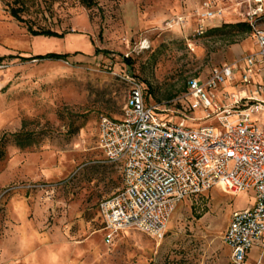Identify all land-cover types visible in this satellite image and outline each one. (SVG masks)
Returning <instances> with one entry per match:
<instances>
[{"label": "rangeland", "instance_id": "1", "mask_svg": "<svg viewBox=\"0 0 264 264\" xmlns=\"http://www.w3.org/2000/svg\"><path fill=\"white\" fill-rule=\"evenodd\" d=\"M94 1L89 10L81 0H0V138L23 125L37 135L30 148L7 144L0 159V264H231L223 235L234 212L255 205L252 190L181 202L161 239L127 230L105 243L98 206L122 178L99 148L98 123L122 119L132 80L167 110L161 120L219 131L188 110L187 84L256 52L250 34L207 35L244 22L248 3ZM241 87L238 78L209 95L222 103ZM260 256L264 264L251 251Z\"/></svg>", "mask_w": 264, "mask_h": 264}, {"label": "built area", "instance_id": "2", "mask_svg": "<svg viewBox=\"0 0 264 264\" xmlns=\"http://www.w3.org/2000/svg\"><path fill=\"white\" fill-rule=\"evenodd\" d=\"M244 2V22L257 50L242 59V87L222 103L209 95L235 82V65L215 69L204 83L187 84L188 110H200L219 131L188 129L185 118L177 125L161 120L167 110L149 104L142 84L132 80L122 119L99 120V148L122 178L120 189L98 206L107 245L127 230L161 239L178 204L212 189L232 196L252 190L255 205L231 215L223 243L231 264H262V256L254 261L250 255L253 249L264 252V117L252 122L253 115H264V0ZM255 76L261 81L253 84Z\"/></svg>", "mask_w": 264, "mask_h": 264}, {"label": "trees", "instance_id": "3", "mask_svg": "<svg viewBox=\"0 0 264 264\" xmlns=\"http://www.w3.org/2000/svg\"><path fill=\"white\" fill-rule=\"evenodd\" d=\"M82 3L90 10L94 5V0H81ZM15 17H18L17 12H13ZM251 33V28L245 22H239L236 24H225L217 28H212L207 31L208 36H218V37H225V38H233L234 36H243L246 34ZM62 55H51L47 56L45 59H62ZM33 60H37L36 58ZM145 90L146 98H149V95ZM25 125L21 127V130L12 135H4L0 138V159L4 157L5 154V147L7 144H11L19 149H26L34 146L36 144V136L34 133H29L24 130Z\"/></svg>", "mask_w": 264, "mask_h": 264}, {"label": "crops", "instance_id": "4", "mask_svg": "<svg viewBox=\"0 0 264 264\" xmlns=\"http://www.w3.org/2000/svg\"><path fill=\"white\" fill-rule=\"evenodd\" d=\"M249 34L251 35V33H249ZM249 34H246V35L249 36ZM238 48L241 49V46H238ZM251 54H253V53H251ZM247 55H249V54H247ZM243 57L240 60H234V62L232 64H230V65H235V67L237 68V72H236V74L234 76V78H235L236 81H237L238 78H240V70L244 67V63L242 62ZM260 81H261V79H260L259 76H255L253 78V84L259 83Z\"/></svg>", "mask_w": 264, "mask_h": 264}]
</instances>
